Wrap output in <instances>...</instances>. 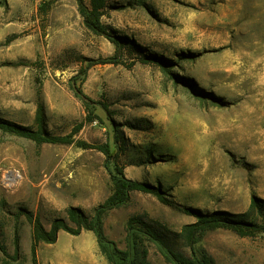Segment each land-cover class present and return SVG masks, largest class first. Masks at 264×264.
<instances>
[{
    "label": "rangeland",
    "instance_id": "rangeland-1",
    "mask_svg": "<svg viewBox=\"0 0 264 264\" xmlns=\"http://www.w3.org/2000/svg\"><path fill=\"white\" fill-rule=\"evenodd\" d=\"M107 1L101 21L140 51L117 50L89 31L75 0H0V117L35 128L41 103L49 134L68 135L82 122L75 139L113 152L116 126L125 176L160 186L182 206L242 213L252 195L264 200V0ZM142 53L166 64H143ZM112 56L119 63L88 67L89 59ZM111 192L101 152L0 131V241L9 256L19 209L48 229L70 206L90 214ZM133 216L171 232V247L187 254L178 234L195 217L132 192L104 217L105 235L121 249ZM254 217L264 226V211ZM18 221L19 255L0 251V264H31V226L24 215ZM146 246L150 264H172L153 242ZM195 247L214 264H264V233L220 228Z\"/></svg>",
    "mask_w": 264,
    "mask_h": 264
},
{
    "label": "trees",
    "instance_id": "trees-1",
    "mask_svg": "<svg viewBox=\"0 0 264 264\" xmlns=\"http://www.w3.org/2000/svg\"><path fill=\"white\" fill-rule=\"evenodd\" d=\"M75 1L85 27L93 34L107 38L115 44L117 50L122 46H137L139 51L141 50V47L135 45L128 37L117 35L101 21V17L108 8L107 0H89L88 4L84 0ZM183 56L185 55H180V57ZM137 59L143 64H166V59L147 53L140 54ZM88 61V67L94 64L119 63L117 56L98 58L95 60L89 59ZM210 99L218 105L225 103L224 100L217 97H211ZM94 103L90 100L85 102V106L90 112L87 120H91V115H94L93 108L91 109ZM101 107L107 111L105 105H101ZM34 121L35 128L23 126L0 117V131L31 140L37 145L44 143L73 144L83 149H95L101 152L105 156V167L110 173L112 192L102 203L94 207L90 214H87L77 206H70L66 210V217L55 218L50 223L48 229L43 226L38 216L34 215L33 212L25 208L19 209L13 225L14 254L9 256L5 246L0 241V251L3 257L16 260L19 255L18 219L20 215H24L31 226V264H39L37 259L38 245L40 243H55L60 230L71 235H78L82 230L94 232L97 237L99 251L105 256L109 264H150L146 241L153 242L163 257L172 264H214V260L210 255L204 250L195 247L205 233L220 228L230 229L241 237H255L259 233H264L263 224L258 223L254 217L255 214L264 211V200L256 195L251 196L248 209L242 213H232L226 210L203 212L196 208L182 206L173 199L170 192L162 189L158 185L127 178L123 172V166L118 161L120 151H124L125 148L118 145L122 137H120L118 127L116 126L114 128L117 148L113 152L107 143L96 144L75 139L73 134L81 129L83 126L82 122L77 124L68 135L55 136L49 134L44 128L45 114L41 103L37 105ZM111 163L113 164L114 173L108 168V165ZM132 192L153 195L161 203L195 217V221L184 225L178 234L189 249L187 254L176 251L171 247L170 239H173L170 236L171 232L163 233L159 231L156 227L144 221L140 216H133L126 223L125 249L119 248L115 241L105 235L104 217L109 211L124 206L129 201L130 193ZM175 236L177 235L175 234ZM2 264H8L6 258L3 259Z\"/></svg>",
    "mask_w": 264,
    "mask_h": 264
},
{
    "label": "crops",
    "instance_id": "crops-1",
    "mask_svg": "<svg viewBox=\"0 0 264 264\" xmlns=\"http://www.w3.org/2000/svg\"><path fill=\"white\" fill-rule=\"evenodd\" d=\"M41 244L37 251L39 264H109L99 251L95 233L89 230L78 235L60 230L55 243Z\"/></svg>",
    "mask_w": 264,
    "mask_h": 264
}]
</instances>
